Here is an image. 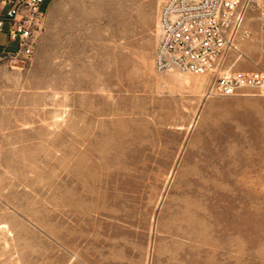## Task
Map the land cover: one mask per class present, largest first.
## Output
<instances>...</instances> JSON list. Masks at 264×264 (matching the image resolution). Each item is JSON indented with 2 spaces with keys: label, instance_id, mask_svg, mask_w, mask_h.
I'll return each instance as SVG.
<instances>
[{
  "label": "rangeland",
  "instance_id": "374dc122",
  "mask_svg": "<svg viewBox=\"0 0 264 264\" xmlns=\"http://www.w3.org/2000/svg\"><path fill=\"white\" fill-rule=\"evenodd\" d=\"M165 1L54 0L0 56V264H264V95L158 70Z\"/></svg>",
  "mask_w": 264,
  "mask_h": 264
},
{
  "label": "built area",
  "instance_id": "2783aa9c",
  "mask_svg": "<svg viewBox=\"0 0 264 264\" xmlns=\"http://www.w3.org/2000/svg\"><path fill=\"white\" fill-rule=\"evenodd\" d=\"M53 1L0 0V32L6 28L15 43L3 54L21 60L33 56ZM251 12L264 33V0H166L159 17L157 69L210 75V94L238 95L250 88L264 95L263 69L225 70L230 55L240 58L243 41L252 35Z\"/></svg>",
  "mask_w": 264,
  "mask_h": 264
},
{
  "label": "crops",
  "instance_id": "0c3cea01",
  "mask_svg": "<svg viewBox=\"0 0 264 264\" xmlns=\"http://www.w3.org/2000/svg\"><path fill=\"white\" fill-rule=\"evenodd\" d=\"M7 27V25H6ZM15 43L10 42L8 39V34L6 32V28L3 32H0V56L6 51L7 49H10L14 47Z\"/></svg>",
  "mask_w": 264,
  "mask_h": 264
}]
</instances>
